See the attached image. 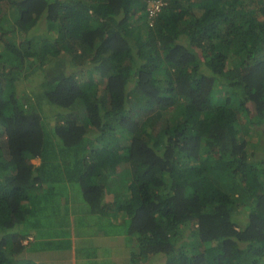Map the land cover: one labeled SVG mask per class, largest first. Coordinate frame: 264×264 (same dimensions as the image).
<instances>
[{
	"label": "trees",
	"instance_id": "obj_1",
	"mask_svg": "<svg viewBox=\"0 0 264 264\" xmlns=\"http://www.w3.org/2000/svg\"><path fill=\"white\" fill-rule=\"evenodd\" d=\"M0 135V264L69 183L125 264H264V0H0Z\"/></svg>",
	"mask_w": 264,
	"mask_h": 264
},
{
	"label": "rangeland",
	"instance_id": "obj_2",
	"mask_svg": "<svg viewBox=\"0 0 264 264\" xmlns=\"http://www.w3.org/2000/svg\"><path fill=\"white\" fill-rule=\"evenodd\" d=\"M161 4V3H160ZM154 7V3L153 2H149L148 4V10L150 11L152 8ZM70 70V69H69ZM24 84V83H23ZM25 86H30V88H32L30 82H28V84H25L23 86V88H25ZM41 90V91H40ZM35 91H40L39 93L36 94V96H41L43 95L42 93V89H35ZM48 106V105H47ZM47 106L45 105V109L47 108ZM3 136L0 135V139H2ZM250 141L252 144H250V146H252L253 144L256 143L257 138L255 136L253 137H249ZM257 154H261L263 153V151H261V149H258ZM32 163L35 166H38L41 164V159L40 158H35L32 160ZM64 193L67 192L66 196H61L60 193H62V191L60 190H56L54 191L56 194H59V196H56V198H53V202L50 203L48 201V197H44L41 198V201L44 202V212L42 213L41 217L42 220L45 222L44 226H42L43 224L39 221V219H36V216L34 217V220L32 222V224H35V227L31 229V233H33L34 235H36V232L39 233H44L45 235H47L49 237V239H52L50 242L56 246L57 244H63V246L65 244H67L69 242L68 240V235L71 234L72 232L75 233L76 235H78L79 233H86L88 230L92 233H98L99 231H103V230H107V229H111L110 224L107 222L106 218H101L98 217L97 215H93L90 211L89 208L84 207L87 206V204H84V202L82 201L83 199V195L81 194V189L79 187V184L77 183H69L67 184V188L64 189ZM50 199V198H49ZM50 204L48 205L49 207H45V204ZM59 203V204H56ZM82 203V204H81ZM79 204L81 205V208L83 209V212H79V217L77 218V224H72L73 226L76 227H72L70 224V217L68 215H64V213H67L69 210L70 212L75 210L77 211V207L79 206ZM60 207V210H54L56 208ZM45 213H49L51 214L48 218L46 219L45 217H43V215ZM54 214V215H53ZM31 224V225H32ZM37 225V227H36ZM26 227V225H23L22 228ZM21 228V229H22ZM72 228V229H71ZM43 238H38L35 242L36 244V249H33L30 252V256L33 255L36 258L37 252L41 251L42 249H47V247L44 245L46 244V240H45V236L42 235ZM34 237L33 235H28L27 238L23 239V243L27 244V246L29 245V241H31V239ZM128 242V240L126 241ZM50 248V247H49ZM65 248V246H64ZM55 249V248H50V250H52L54 253L50 254L49 256L45 257V256H41L40 257V261L44 262V264H72L70 256H69V248L66 247L65 249ZM30 250V249H29ZM39 250V251H38ZM62 250V251H60ZM88 250H91L90 248ZM101 252H103L104 254L107 252L105 249H99V248H95L94 253L95 254H100ZM120 253V252H119ZM126 254V251H125ZM107 258H109L107 255H105ZM85 254L84 251H77L76 254V264H85ZM122 258V260H124L123 257H119ZM110 259V258H109ZM89 260H86V263L89 264ZM114 258L110 259L111 264L114 263ZM117 261H120L119 259H116V264H118ZM107 261H104L103 263L100 262V260H97L96 262H94L93 264H107Z\"/></svg>",
	"mask_w": 264,
	"mask_h": 264
},
{
	"label": "crops",
	"instance_id": "obj_3",
	"mask_svg": "<svg viewBox=\"0 0 264 264\" xmlns=\"http://www.w3.org/2000/svg\"><path fill=\"white\" fill-rule=\"evenodd\" d=\"M79 212H83V209L81 208L80 204L77 207V211L73 210L70 212L69 210L67 213H64V215H68L70 217V222H71L70 225L72 227H76V226H73L72 224H77V218L79 217ZM42 235L45 236L46 242L50 240L49 237L45 235L44 233L36 232V235L33 238L31 237L32 238L31 241H36L39 237L43 238ZM67 237H68L69 242L66 245L69 248V256L72 261L71 262L72 264H76L75 263L76 254L78 250L84 251L85 264H87L86 263L87 259H90L89 264H93L97 260H100L101 263H103L104 261H107L108 262L107 264H111L110 259H113V258L115 261L112 264H116V259L120 260V261H117L118 264H125L122 258H119V257H123L125 259L127 258L129 254L128 242H125L123 235L117 234L116 230L107 229V230L99 231L98 233H92L88 230L86 233H79L78 235H76V232L75 233L72 232ZM96 247L104 250V252L106 249L107 252L105 254L103 252H101L100 254H95L94 250ZM89 248L91 250H88ZM125 251H126V254H125ZM51 253H52L51 251L44 252L41 250L39 251L38 256L41 257L42 255V256L47 257ZM105 255H107L110 259L107 258Z\"/></svg>",
	"mask_w": 264,
	"mask_h": 264
},
{
	"label": "built area",
	"instance_id": "obj_4",
	"mask_svg": "<svg viewBox=\"0 0 264 264\" xmlns=\"http://www.w3.org/2000/svg\"><path fill=\"white\" fill-rule=\"evenodd\" d=\"M161 2H155L154 3V7L149 11L150 12V17H153L154 16V14L156 13V11H159L160 10V8H161V4H160Z\"/></svg>",
	"mask_w": 264,
	"mask_h": 264
},
{
	"label": "clouds",
	"instance_id": "obj_5",
	"mask_svg": "<svg viewBox=\"0 0 264 264\" xmlns=\"http://www.w3.org/2000/svg\"><path fill=\"white\" fill-rule=\"evenodd\" d=\"M153 3H155V2H153Z\"/></svg>",
	"mask_w": 264,
	"mask_h": 264
}]
</instances>
